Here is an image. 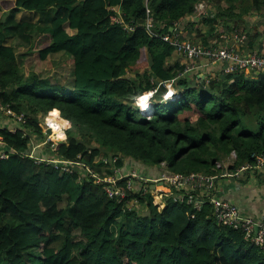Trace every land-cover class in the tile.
Returning a JSON list of instances; mask_svg holds the SVG:
<instances>
[{"label":"trees","instance_id":"1","mask_svg":"<svg viewBox=\"0 0 264 264\" xmlns=\"http://www.w3.org/2000/svg\"><path fill=\"white\" fill-rule=\"evenodd\" d=\"M199 4L210 13L187 28L221 25L228 38L238 31L254 52L264 0H0V16L8 11L0 20V107L23 116L21 123L0 114L7 155L0 160V264H264L242 232L216 224L208 204L195 210L169 197L159 209L150 194L129 193L126 201L136 203L127 208L78 171L83 164L101 178L115 176L106 163L116 158L115 169L129 161L146 167L140 173L148 170V178L153 169L218 177L264 157V72L221 73L207 83L178 78L183 66L169 62L173 48L161 37L178 33ZM146 10L155 36L144 29ZM193 29L190 42L207 46ZM11 38L39 60L70 57L71 81L24 74ZM145 94L151 110L141 114L137 100ZM48 112L59 115L67 139L51 143L47 155L78 163L70 174L35 164L40 152L27 155L29 142L45 136L37 118Z\"/></svg>","mask_w":264,"mask_h":264},{"label":"built area","instance_id":"2","mask_svg":"<svg viewBox=\"0 0 264 264\" xmlns=\"http://www.w3.org/2000/svg\"><path fill=\"white\" fill-rule=\"evenodd\" d=\"M202 5L204 4H199L198 6ZM204 14L197 13V17ZM111 21L122 22L116 17H112ZM143 26L149 36H155V33L153 32V20L149 10H146V19ZM233 33L229 39L231 40L233 38L238 46L243 45L246 40V36L238 31H234ZM161 40L173 48V53L176 54L178 58L184 59L185 61V67L182 72L178 74V78L194 73L200 62L222 64L223 75L235 72H264V52L243 53L233 49V47H220L214 45L202 46L201 44H193L189 41L181 39L179 33L173 35H163ZM167 88L170 89V85H167ZM170 95L171 93L169 91L168 96ZM149 96L150 94L148 96L144 95L141 98H143L145 101H148ZM0 114L10 117L16 122H23V116H16L10 109L0 107ZM45 124L47 126L46 121ZM47 130H50L51 133L45 136L44 141L40 145H33L31 143V146H29V151L27 152L29 157L35 158V149L42 145L52 143L56 139V136H54L52 133V129L48 127L46 131ZM1 148H3V145L2 140L0 139V160L7 156L5 154L6 152L4 153V151H1ZM24 155L27 156L25 153ZM115 161L116 158L113 159L112 163L108 161L106 163V166H109L112 169V172L115 173V176H106L105 178H101L99 174L93 173L83 164H81L80 169L86 171V173L81 174L82 176L94 178V182L96 184L103 183L102 187L108 198H116L118 202H126L127 208H132L136 203L135 199L126 201L129 193L138 194L141 196L150 194L153 199L151 192H153V188H156L157 185H163L167 188L166 192H158V195H160L162 198L163 203L167 198L171 197L175 202L185 201L186 204L191 205L195 210H200L205 204H208V206H210L212 218L216 224L242 232L247 242L253 244L264 253V220L256 222L254 220L242 218L239 214L238 208L235 205L226 201L225 199L219 198L216 193L217 183L221 179L224 178L238 180L240 176L244 175L245 173L254 172L257 169H264V157L259 158L254 166L245 164L232 173H225L218 177L200 173L181 175L164 172V175L162 174L158 180L144 179L136 172H131L129 175L125 176H117V170L119 169H115L113 167ZM34 162L35 164L44 163L51 165L53 169L67 174L72 172L74 166H78V163L72 164L69 162L59 161L56 158L50 159L47 157L42 159L35 158ZM124 178H128L129 180L126 182L125 187L121 189L117 184L121 179Z\"/></svg>","mask_w":264,"mask_h":264},{"label":"crops","instance_id":"3","mask_svg":"<svg viewBox=\"0 0 264 264\" xmlns=\"http://www.w3.org/2000/svg\"><path fill=\"white\" fill-rule=\"evenodd\" d=\"M206 13H210L209 8L206 10ZM198 20L199 19L196 14L195 17H189L176 26V29L181 36V39L193 42L194 39L191 38V36H193L195 33V29L193 28H199L200 33L203 35L204 38L207 39V46H228L233 47V49L239 52H248V49H246L248 46H246L245 44L236 47L235 45H231V40L228 38L229 35L224 30V28L217 32V26H215L214 31L212 32V30L205 25H194L193 27L189 28L186 27V23L192 22L196 24ZM220 26L221 25H219L218 28ZM252 34H257V39H255L254 41L253 49L249 51H255L254 47L259 46L261 41H263L264 43V30H258L257 28L252 32ZM195 42L200 43L199 40ZM263 48L264 44L262 45V49ZM169 62H177L180 66H183V68L185 67L184 59L178 58V56L174 53L169 59ZM222 69V64L200 62L195 72L188 76L193 75L195 76V78H201V81L205 80L207 82L208 79L220 75L222 73ZM216 193L219 198L225 199L226 201L235 205L238 208L239 214L242 218L254 220L256 222L264 220V169H257L254 172L245 173L244 175L240 176L238 180H230L223 178L217 183Z\"/></svg>","mask_w":264,"mask_h":264},{"label":"rangeland","instance_id":"4","mask_svg":"<svg viewBox=\"0 0 264 264\" xmlns=\"http://www.w3.org/2000/svg\"><path fill=\"white\" fill-rule=\"evenodd\" d=\"M206 10H207L206 6L202 5V6H198L197 9L195 10V12H196V14L197 13H199V14L203 13L204 14V13H206ZM237 10L239 12H242L240 7L237 8ZM4 14H5L4 16H0V20L4 19V17L8 14V11L7 12L5 11ZM29 17H30V15L26 16V18H29ZM252 20H253L252 22H254L256 20L255 17H253ZM242 26L243 25L240 24L239 28H242ZM222 27L223 26H220L218 28V26H217L216 27L217 32H219V30H222ZM259 29H261L263 31L264 30V26L263 25H261V26L258 25V30ZM226 38H227V36H226ZM39 42L40 41H38L37 44L34 45V47L32 48V52H34L35 50L38 51ZM9 43L16 50L17 63L19 65V68L21 69V71L24 74H28L29 72H34L35 74H38L41 78L49 80L51 83H54V82L58 81V82L64 84V83H68V82L71 81L72 77H71V58L70 57L67 58L65 56L62 57V54H60V55H56L55 54V55L48 56L45 60H39V58L36 56V52H34L31 55L28 53V49H29V45L28 44H25L24 42L19 41L17 39H13V38H11L9 40ZM230 43H231V45H235V47L238 46L236 44V42L233 40V38L231 39ZM245 75L246 76H251V77H256L258 75V73L245 72ZM140 102H144V101L141 100ZM48 117L49 116L46 114V116H44L43 118H39V117L37 118L38 119L37 121H39V123L42 124L44 129L48 128L46 126V124H45V120ZM55 118L57 119V122H58V115ZM58 124H59V122H58ZM59 126H60V124H59ZM61 126H60V130L62 129ZM54 134H55V136H57V133H54ZM58 138H60V137H58ZM64 138L65 139H63V141H65L67 139L66 136ZM33 143L35 144L37 142H33ZM45 146L46 145H42V146L38 147L37 149H35L34 154L42 152V150H44ZM124 164H125V162H123V165ZM134 167L135 166H133L129 161H127L126 162V166H124V169L121 168V169L117 170V176H125V175H129L130 172H136L137 174L141 175V177H143V178H148L149 177L148 170H146V169L143 171V174H141L143 168H146V167L142 166L143 168H140L139 170L138 169H133ZM78 171H79L80 175H81V173L82 174L86 173V171H84L82 169H80ZM149 173H151V178H148V179L158 180L162 176V174L164 172H162L161 169L160 170L159 169H153V171H150ZM166 189L167 188L164 187L163 185H157L156 188H153V192H151V194L153 195V199H154L153 203L155 205H157L159 209H161L163 207V200L160 197V195H158V192L159 191L166 192ZM65 204H66V202L62 201L60 207L61 208L64 207ZM134 209L137 210L138 214H143V213L146 212L145 209L142 208V207L135 206Z\"/></svg>","mask_w":264,"mask_h":264},{"label":"clouds","instance_id":"5","mask_svg":"<svg viewBox=\"0 0 264 264\" xmlns=\"http://www.w3.org/2000/svg\"><path fill=\"white\" fill-rule=\"evenodd\" d=\"M169 91H170V93H171V90H170V89H169ZM168 93H169V92H168ZM145 95L148 96L149 94H145ZM143 96H144V95H143ZM141 97H142V96H141ZM141 97H139L138 100H140ZM149 97H150V96H149ZM169 97H170V99L174 98V97L172 96V94H171ZM148 99H149V98H148ZM138 100H137V106H138V109H139V111L141 112V114H148L149 112H143V111L140 110V104L138 105ZM147 104H149L148 101H147ZM149 106H150V104H149ZM150 110H151V106H150ZM150 110H149V111H150ZM48 113H49V112H48ZM48 113H47V114H48ZM58 122H59V124H60V126H61V123H60V121H59V115H58ZM59 124H58V129H59V131L62 132V133L64 134V136H66V135H65V132L62 131V129L60 130V126H59ZM61 127H62V126H61ZM44 131H45V136H46L47 134H50V133H51L50 130H47V131H49V133H47L46 128H45ZM52 133H53V131H52ZM53 134H54V133H53ZM45 136H44V138H42L41 141H38V142L35 143V144L33 143L34 141L31 140V141L29 142L28 146H31V143H32L33 145H40V144L44 141ZM54 136H55V135H54ZM64 139H65V138H64ZM57 141H62V143L66 142V140L63 141V139H59V138H57V136H56V139H55L52 143H54V145H55V144H57ZM39 142H40V143H39ZM48 150H52V148H51V143L47 144V145L45 146L44 150H42V152H40V153H42V154L44 155V157L49 158L48 155H47ZM144 179H148V178H144Z\"/></svg>","mask_w":264,"mask_h":264},{"label":"bare ground","instance_id":"6","mask_svg":"<svg viewBox=\"0 0 264 264\" xmlns=\"http://www.w3.org/2000/svg\"><path fill=\"white\" fill-rule=\"evenodd\" d=\"M144 101V102H140V101ZM140 104V110L143 112H149L150 110V106L149 104H147V101H145L143 98H141L140 100H138V105ZM49 117L45 120L47 123V126L50 127L53 131V133H57V138L60 137L59 139H64V134L62 132L59 131L58 129V122L57 119L55 118L56 115L55 114H47ZM55 116V117H54ZM55 135V134H54Z\"/></svg>","mask_w":264,"mask_h":264},{"label":"water","instance_id":"7","mask_svg":"<svg viewBox=\"0 0 264 264\" xmlns=\"http://www.w3.org/2000/svg\"><path fill=\"white\" fill-rule=\"evenodd\" d=\"M47 133H49V131H47ZM57 143H62V141H57Z\"/></svg>","mask_w":264,"mask_h":264}]
</instances>
